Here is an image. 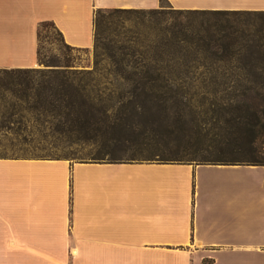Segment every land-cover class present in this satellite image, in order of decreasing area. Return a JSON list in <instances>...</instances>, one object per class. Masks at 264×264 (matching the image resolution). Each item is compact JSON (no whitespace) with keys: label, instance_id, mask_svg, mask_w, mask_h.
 I'll use <instances>...</instances> for the list:
<instances>
[{"label":"crops","instance_id":"1","mask_svg":"<svg viewBox=\"0 0 264 264\" xmlns=\"http://www.w3.org/2000/svg\"><path fill=\"white\" fill-rule=\"evenodd\" d=\"M160 2L0 0V69L37 66L41 21L90 48L96 9ZM166 2L264 9V0ZM0 264H264V165L0 156Z\"/></svg>","mask_w":264,"mask_h":264},{"label":"trees","instance_id":"2","mask_svg":"<svg viewBox=\"0 0 264 264\" xmlns=\"http://www.w3.org/2000/svg\"><path fill=\"white\" fill-rule=\"evenodd\" d=\"M118 11L147 13L158 21L154 27L149 28L145 39L139 46L105 45V49L109 51L126 50L127 55L134 54L139 48L143 53L145 57L143 63L136 64L127 60V64H124V58H121L115 60V68L107 70L116 79L120 78L133 84V90L141 88L140 92L128 91L134 96L138 94L158 95L159 91H156V87L163 81H175L189 76L191 73L189 67L175 66L174 60H164L163 57L179 54L194 42L195 36L193 29H190L191 24L183 23L181 19H188L191 15L203 17L201 28L205 35L198 36L195 45L201 44L198 47H204L206 51H222L218 58L207 55L203 59L220 60L223 63L221 66L206 67L207 77L202 76L207 83L212 85L202 92L204 99L197 105V107L204 108L205 116L199 118L193 114L185 119L183 115L177 113L175 122L179 124L180 129L187 130L196 143L209 139L211 144L208 148L214 156L200 161L186 160V162L264 165V160L258 159L262 146L261 141L264 139V10L98 8L93 17L95 48L98 47L100 41V17L105 12ZM167 14L175 20L173 23H164ZM46 25L53 27L64 42L62 33L53 22H39L37 25V63L39 64L43 63V59L38 50V38L40 28ZM65 45L70 46L67 43ZM23 69L26 71H22ZM30 69L33 68L0 69V72H27ZM51 72L60 77V86L52 91L50 94L52 98L42 99L37 94L32 104L28 105V109L46 113L50 119H47L45 123L49 125L48 128L52 133L66 137L75 134L76 141L85 142V140L94 138L89 134L90 130L100 132L102 122L111 118L117 119L124 111L122 109L124 103L121 101L117 104L108 101L114 97L112 92L103 96L104 94L97 88V81L92 71ZM9 82L8 86L14 83ZM8 86L5 85L7 88ZM123 95V92H119L117 97ZM210 96L213 99L208 100L207 97ZM183 105L190 106L186 102H183ZM157 106L161 111H165L168 107L165 104ZM127 107L129 108H127V115L139 113L147 115L152 106H148L145 101H129ZM179 107L180 105H175L177 111L180 110ZM149 115L152 116V114ZM23 120L21 117L14 121L10 119V122L18 124L20 128ZM25 121L28 122L27 119ZM185 124L187 128L184 127ZM27 133L31 134L30 131ZM131 160L133 159L108 158L88 161Z\"/></svg>","mask_w":264,"mask_h":264},{"label":"rangeland","instance_id":"3","mask_svg":"<svg viewBox=\"0 0 264 264\" xmlns=\"http://www.w3.org/2000/svg\"><path fill=\"white\" fill-rule=\"evenodd\" d=\"M155 9L187 8H176L166 0H161L160 5ZM224 10L264 9L227 8ZM156 21L154 16L147 13L105 12L100 17V41L97 48L95 45L90 48L66 47V43L61 40L53 27L50 25L41 27L38 50L43 63H36L37 66L35 65L36 67L27 72H0V156L68 157L74 162L108 158L200 161L213 157L214 154L208 148L211 144L209 139L196 143L189 132L180 129L179 124L175 122L177 113L183 115L185 119L193 114L199 118L205 116L204 108L197 107V105L204 99L202 92L212 85L207 83L202 76L207 77L206 67L221 66L223 63L220 60L203 59L207 55L218 58L222 51H206L204 47H198L201 44L195 45L197 37L205 35L201 28L203 17L191 15L188 19H181L183 23L191 24L190 29H193L195 36L194 42L183 52L163 58L164 60H174L175 66L189 67L191 73L185 79L163 81L156 87V91H159L158 95H130L128 91L140 92L141 88L133 90V84L120 78L116 79L112 73L107 71L109 68H115V60L121 58H124V64H127V60L136 64L143 63L145 57L140 48L134 54L127 55L126 50H106L105 45L139 46L145 39L149 28L156 25L158 22ZM174 21L170 14H167L164 23L171 24ZM211 53L213 54L211 55ZM186 59L188 61H185ZM51 71H92L99 91L104 94L103 96L112 92L114 97L108 101L116 104L121 101L124 103L122 108L124 111L119 118H111L102 122L100 132L90 130L89 134L94 138L85 140V142L76 141L75 134L66 137L52 133L48 128L49 125L45 123L47 119H50L49 116L46 113L28 109V105L32 104L37 94L42 99L52 98L53 96L51 97L50 94L60 86V77ZM9 81L14 83L8 86ZM119 92H123L124 95L117 97ZM207 98L208 100L213 99L212 96ZM129 101H145L148 106H152L149 113L152 116L140 113L127 115V102ZM182 101L189 103L190 106H184ZM159 104H165L168 107L165 111H161L157 106ZM176 104L180 105L179 111L175 109ZM21 117L24 120L20 128L18 124L10 122V119L14 121ZM184 127L187 128V124ZM27 131H30L31 134H28ZM261 143L258 159L264 160V139Z\"/></svg>","mask_w":264,"mask_h":264}]
</instances>
